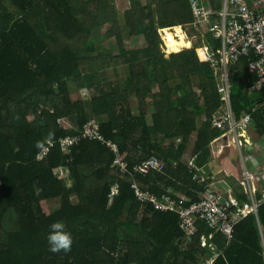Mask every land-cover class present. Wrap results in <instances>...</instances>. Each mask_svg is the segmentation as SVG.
Here are the masks:
<instances>
[{"label": "trees", "instance_id": "16d2710c", "mask_svg": "<svg viewBox=\"0 0 264 264\" xmlns=\"http://www.w3.org/2000/svg\"><path fill=\"white\" fill-rule=\"evenodd\" d=\"M129 1L120 18L115 0H0V264H203L212 259L201 240L213 230L198 222V233L185 245L178 215L138 200L131 180L159 197L172 188L197 201L196 192L206 190L192 181L182 159L189 144L192 155H199L224 134L212 125L222 107L214 72L195 51L202 40L213 50L221 41L193 30L191 0ZM209 2L221 9L220 0ZM108 24L115 28L104 34ZM178 26L200 41L189 48ZM172 27L177 36L166 30L164 37L169 51L178 53L166 57L159 30ZM124 35L140 37L144 45L127 48ZM249 67V59L230 67L231 105L236 121L251 115L255 137L262 138L264 108L253 113L258 101L248 91L257 77ZM109 74L112 80L105 82ZM146 89L158 93L151 118L141 106ZM74 91L93 94L88 101H74ZM132 97L136 112H131ZM203 116L207 121L200 125ZM65 120L71 129L59 123ZM91 120L125 156L123 176L106 143L81 140L68 153L60 150L61 138L76 135ZM50 132L54 147L38 162L36 142ZM153 156L164 161L165 171L135 175L133 168ZM58 169L68 178L58 177ZM115 184L119 192L111 199ZM52 200L59 205L46 214L42 203ZM56 221L73 237L66 254L48 250ZM214 234L208 238L219 254L213 264H242L233 242Z\"/></svg>", "mask_w": 264, "mask_h": 264}, {"label": "built area", "instance_id": "2783aa9c", "mask_svg": "<svg viewBox=\"0 0 264 264\" xmlns=\"http://www.w3.org/2000/svg\"><path fill=\"white\" fill-rule=\"evenodd\" d=\"M193 16L192 27L195 32L203 36V32L210 33L221 41V47L213 50L208 46H200L195 51L200 62L211 64L215 75L219 78L218 92L226 106H230V86L228 67L244 58L251 59V73L256 74L257 82L250 89L253 93L264 91V0H224L221 11H213L199 5L196 1L191 3ZM170 29V28H168ZM187 36V34H186ZM200 36V37H201ZM188 37V36H187ZM200 52V53H199ZM210 57V58H202ZM264 107V104L256 107L253 113ZM248 118V119H246ZM251 116L236 121L231 112L214 117L212 124L216 129L225 133L224 137L232 135L233 142L238 148L245 146L242 139L245 137ZM61 124V121L59 122ZM69 140L71 141L69 143ZM81 140H92L106 143L115 153L114 167L122 174H126L125 156L120 152L117 144L106 141L100 131V124L95 120L89 121L76 135L66 136L60 139V150L68 153L70 148ZM181 139H179V142ZM54 147L45 145L47 151L41 150L37 157L38 162L44 161ZM190 170L195 169L193 163H189ZM166 169L164 161L157 157H151L139 163L133 168L135 175L147 176L152 172L162 174ZM55 173L60 178H66L65 170L58 169ZM193 179L203 182L197 174ZM252 177L246 174V191L251 196L250 202H240L235 199H225L221 195L206 193L198 201L187 205L184 199L173 198L171 195L161 197L144 190L136 180H131V188L138 200L151 202L157 209L165 212H174L179 217V228L185 233V241H193L198 233L197 223L203 222L207 227L225 234L229 240L233 239L238 223L252 214L258 213L259 206L264 202L254 198L256 190L251 187ZM119 192V185H113L110 198ZM212 236H210L211 238ZM202 247H207L202 237Z\"/></svg>", "mask_w": 264, "mask_h": 264}, {"label": "crops", "instance_id": "0c3cea01", "mask_svg": "<svg viewBox=\"0 0 264 264\" xmlns=\"http://www.w3.org/2000/svg\"><path fill=\"white\" fill-rule=\"evenodd\" d=\"M192 1H196L199 5L204 6L207 9L216 11L212 8L209 0H191V3ZM220 4H221V9L219 11H221L223 8L224 0H220ZM178 27L184 29L182 26H178ZM204 34L205 32H203V35ZM192 37L196 38V35L192 33ZM201 43H202L201 46L205 45L204 40H202ZM245 59H249V58H244L241 61H238L237 63H243ZM249 60H250V67H249L250 71L249 72L251 73V62L252 61L251 59ZM231 66L228 67L230 93H231V84H230V67ZM210 67H211V64H210ZM211 69L214 72V69L212 67ZM251 75L256 76V74L254 73H251ZM214 76L217 82V90H218L219 78L218 76L215 75V72H214ZM256 82L257 80L251 83L250 89L256 84ZM250 89L248 91L249 96L255 97V100L258 101V103L260 102L259 104L257 103L252 108V110H255L256 107L260 106L261 104H264V91L260 93H253L250 91ZM219 95L221 98L222 107L217 111V113L213 117H219V116L226 114L227 112H231L233 117L235 118V115L232 110V105H231V96H230V106L228 107L222 101L221 94ZM91 97L89 99H91ZM261 99L263 100L259 101ZM130 108H131V112L132 111L134 112L135 110H137V108L135 109L134 105L132 106V102L130 103ZM258 109H261V108H258ZM249 115L250 114H244L241 117V119H244L245 117ZM206 121H207V118L203 116L200 120V125L206 123ZM61 123H65V125L69 127L70 129L72 128L71 123L66 120L61 121ZM224 135L225 133L221 137L211 142L210 145L206 147V149H204L202 152L199 153V155H192L191 153L192 144H189L186 151L184 152L182 164L185 167V169L188 171V173L191 175L192 181L206 186V190L204 192H196V196L198 200L200 199L201 196L205 195L206 193H213L216 195H221L225 199L231 198V199H235L237 201L244 203L242 199L246 198L245 202H250L251 196L246 191L245 185L243 184L246 178V174L252 177L251 187L252 189L254 188L256 190L254 194V198L257 199L258 194L262 195L264 191V137L262 138L255 137L256 134L252 129V121L248 126V131L245 137L242 139L243 144H245V146H243L241 149L238 148L234 144L233 137H232V143H228L229 145H226L225 142L228 140V136L224 137ZM227 147L228 149L227 151L225 150L226 151L225 152L224 149ZM188 150L190 152H188ZM260 152H263V153H260ZM211 153H212V156H210ZM208 160L209 162H207ZM247 162H251L252 171L249 169ZM189 163H193L195 166V169L190 170ZM240 163L243 164V171L241 169ZM194 174H197L199 178L204 179V181L199 182L197 180H194L193 179ZM66 178H68V176H66ZM66 182L70 186V181L67 180ZM168 193H169L168 195H171V196L173 195L174 196V197L172 196L173 198L184 199L185 201H187V203L195 202L189 194H186L183 191H176L175 189L170 188ZM260 199H262V197ZM260 199L258 198L257 200H260ZM261 205H262V211H263L262 218H259L258 213L257 215L252 214L251 216L247 217L246 219L238 223L235 228V233H234L235 238L233 240H229L228 237L222 233V235H224L227 238L228 242H231V241L233 242L237 255L238 257H240L242 264H264V253H263L264 251L262 247V241H264V230L261 225L262 222L264 224V202ZM254 219L256 223L257 221L259 223V227L261 229V236H260V232L258 228L257 230H255L254 228ZM213 231L219 232L216 230H213ZM214 232L210 233V235L208 236L205 234H203L202 236L205 239L206 244L208 246L202 247L201 245V247L209 248V250L213 252V254L210 257L212 259H203L202 260L203 264H213V261L219 256V254L214 253L216 252L215 246L209 245V242H208L209 239H213L212 237H214L215 235ZM210 236L212 237L210 238ZM184 242H185V245L189 244V242H186V241Z\"/></svg>", "mask_w": 264, "mask_h": 264}, {"label": "rangeland", "instance_id": "374dc122", "mask_svg": "<svg viewBox=\"0 0 264 264\" xmlns=\"http://www.w3.org/2000/svg\"><path fill=\"white\" fill-rule=\"evenodd\" d=\"M115 5H116V8L118 9V12L120 14V18H122L124 16V13L131 6L129 0H115ZM124 24H125L124 23V19L123 20L122 19L118 20V25L121 28H123ZM112 28H115V25L114 24H108V25H106L103 28V33L105 34L106 31H108V30H110ZM174 28L175 27L170 28V29L159 30V33L161 35V39L163 41V48L162 49L166 53V57H169L170 54H172V53H178V52H170L169 51V49L167 47V44H166V41H165V37H164L166 30L171 31V32H173L176 35V33L174 31L175 30ZM181 30H182V32H183L184 35L187 34V36H188V38H187V36H185V39L190 42V47L189 48H191L195 44V42H199L200 41V38L199 37H197V36H196V38L192 37V33L190 31H188V28H186V29H182L181 28ZM114 41H115V38H113L112 40H105L104 43H103V45H102L103 48L109 47V43H112ZM124 43L127 46V48H131V47L139 48V47H142L144 45L142 38H140V37L139 38H137V37H133L132 38V37H129V36L126 37L125 35H124ZM189 48H182V50L189 49ZM99 51H100V49H99ZM123 70H124L123 67H120L119 68L120 80L121 81H123V79H124V71ZM106 73H107V71H106ZM112 76H111V74L107 75L104 78V81L106 82V80H108V81L109 80H112ZM92 94H93V92L82 93V94H80L78 92H75V93H72V98H73L74 101H77V100L87 101L92 96ZM157 99H158V93L154 89H146V91L144 92V96L142 98L141 106H142L143 109L148 110V114L146 115L147 118H151L152 117V115H153L152 107L154 106V100L157 101ZM137 103H138L137 98L132 97V106L134 105L135 106V109L138 107L137 106ZM134 112H136V110ZM61 126H63L65 129H70L69 127H67L65 125V123H61ZM228 143H232V136L231 135H228V140L225 142L226 145H229ZM227 149H228V147L225 148L224 151L225 150L227 151ZM188 152H190V151L188 150ZM260 153H263V152H260ZM210 156H212V153H211ZM245 157H246V155H245ZM207 162H209V160ZM184 163H185V161H184ZM240 165H241V169L243 171V164L240 163ZM247 165H248L249 169L251 170V162H247ZM72 200H73L74 203L77 202L76 197H74ZM58 205H59L58 200L45 201V202L42 203V208H43V210H44V212L46 214H49L52 210L54 211L58 207ZM258 215H259V218H262V216H263L262 205L260 206ZM261 225H262V228L264 230V224H263V222H262ZM254 228H255V230H257V228H258V230L260 232V236H261V229L259 227V223H258V221L256 223L255 222V219H254ZM262 247H263V251H264V241H262Z\"/></svg>", "mask_w": 264, "mask_h": 264}, {"label": "clouds", "instance_id": "9594fccd", "mask_svg": "<svg viewBox=\"0 0 264 264\" xmlns=\"http://www.w3.org/2000/svg\"><path fill=\"white\" fill-rule=\"evenodd\" d=\"M210 58V57H202ZM83 91V90H82ZM248 119V118H246ZM54 132H50L45 140L37 141L36 147L43 151H47L45 145L52 146L54 141ZM71 141L69 140V143ZM47 242L49 245V251L51 253H68L72 249L73 237L72 234L65 230V224L62 221H56L50 225V233L47 236Z\"/></svg>", "mask_w": 264, "mask_h": 264}, {"label": "bare ground", "instance_id": "6f19581e", "mask_svg": "<svg viewBox=\"0 0 264 264\" xmlns=\"http://www.w3.org/2000/svg\"><path fill=\"white\" fill-rule=\"evenodd\" d=\"M200 53V52H199Z\"/></svg>", "mask_w": 264, "mask_h": 264}]
</instances>
